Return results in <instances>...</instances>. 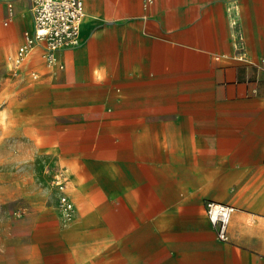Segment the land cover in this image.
I'll use <instances>...</instances> for the list:
<instances>
[{"label":"crops","instance_id":"0c3cea01","mask_svg":"<svg viewBox=\"0 0 264 264\" xmlns=\"http://www.w3.org/2000/svg\"><path fill=\"white\" fill-rule=\"evenodd\" d=\"M9 2L15 43L33 12ZM83 4L46 81L90 129L61 157L85 264H264V0ZM41 48L21 67H44ZM209 200L235 207L225 240Z\"/></svg>","mask_w":264,"mask_h":264},{"label":"rangeland","instance_id":"374dc122","mask_svg":"<svg viewBox=\"0 0 264 264\" xmlns=\"http://www.w3.org/2000/svg\"><path fill=\"white\" fill-rule=\"evenodd\" d=\"M12 7L7 3V14H0V264H85V242L71 228L77 204L61 157L90 129L77 125V109L51 102L55 89L46 77L57 62L48 53H42L41 68L34 58L24 68L17 62L25 42L12 43L6 32ZM92 198L109 211L98 191ZM97 264H110L109 258Z\"/></svg>","mask_w":264,"mask_h":264},{"label":"built area","instance_id":"2783aa9c","mask_svg":"<svg viewBox=\"0 0 264 264\" xmlns=\"http://www.w3.org/2000/svg\"><path fill=\"white\" fill-rule=\"evenodd\" d=\"M34 31L26 34L25 43L17 50V62H23L37 44L46 46L50 61H56L53 51L63 47H75L79 42L80 20L84 13L83 0H32ZM68 210L73 204L62 198ZM235 210L232 204L209 200L206 213L213 223L217 236L227 238L228 225Z\"/></svg>","mask_w":264,"mask_h":264},{"label":"bare ground","instance_id":"6f19581e","mask_svg":"<svg viewBox=\"0 0 264 264\" xmlns=\"http://www.w3.org/2000/svg\"><path fill=\"white\" fill-rule=\"evenodd\" d=\"M83 14H84V13H83ZM80 22H81V21H80ZM33 31H34V24H33V27H32L31 30H28V31L25 32V34H24V41H25V36H26V34H28L29 36H31V35L33 34ZM40 46H41L40 44L35 45V46L33 47V49L31 50V52L29 53V55L24 59V61L22 62V64H23V63L29 58V56L32 54L33 51H35L37 48H41ZM41 50H42L43 52H45V53H48V52H49L47 49H43V48H41ZM53 54H54V57H55V52H54V51H53Z\"/></svg>","mask_w":264,"mask_h":264}]
</instances>
